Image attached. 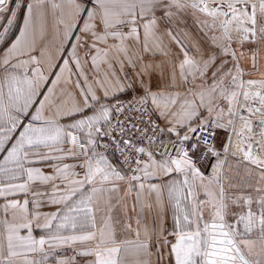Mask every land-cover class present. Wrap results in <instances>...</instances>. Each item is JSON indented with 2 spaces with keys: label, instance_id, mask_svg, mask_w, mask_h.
<instances>
[{
  "label": "snow or ice",
  "instance_id": "1",
  "mask_svg": "<svg viewBox=\"0 0 264 264\" xmlns=\"http://www.w3.org/2000/svg\"><path fill=\"white\" fill-rule=\"evenodd\" d=\"M44 3L25 4L23 26L0 54V198L5 200L0 205V264H47L56 249L84 242L89 247L78 254L93 257L89 264H122V249L129 244L150 256L149 241L139 239V230L135 241L116 239L104 197L121 183L128 192L147 189L161 207L167 201L173 240L165 238L164 245L171 264H264V157L257 154L260 142L252 140L253 116L264 137V79L243 78L229 35L235 25L241 46L264 43V0H66L70 14L57 21L54 53L37 49L34 9ZM18 9L15 0H0L6 21L0 25V44ZM186 10L205 17L198 18L203 28L219 32L225 42L221 54L232 57L233 68L224 70L223 61L209 75L215 54L198 61L169 27L167 35L182 53L179 78L173 72L167 83H154L152 65L143 63V55H129V42L143 53L162 50L160 21L170 23ZM113 51L124 57H115L121 72L125 61L132 68L141 61L135 79L125 73V81L120 80ZM258 51L251 55L253 68ZM89 63L94 70L101 64L108 68L95 86L85 71ZM73 76L80 101L66 112L56 106L46 114L56 86L72 82ZM250 86L258 87L249 91ZM129 91L135 93L132 99L121 100ZM129 114H137L139 123ZM69 116L72 122H61ZM237 119L243 124L239 131ZM222 131L229 136L221 151ZM233 135L239 137V147L231 155L249 178L243 185H226L221 157L229 155ZM65 144L70 145L67 151ZM109 149L123 157L121 167L110 159ZM69 159L76 163L65 162ZM18 196L24 199L14 198ZM102 199L106 215L98 227ZM44 203L56 210L39 211Z\"/></svg>",
  "mask_w": 264,
  "mask_h": 264
},
{
  "label": "crops",
  "instance_id": "2",
  "mask_svg": "<svg viewBox=\"0 0 264 264\" xmlns=\"http://www.w3.org/2000/svg\"><path fill=\"white\" fill-rule=\"evenodd\" d=\"M31 2H33V0H15V3H22V9L17 11L16 21L14 22V25L11 26L7 36L5 37V42L0 44V54H2L5 47L15 39V36L19 34V27L23 26V17L27 14L26 7L24 6L26 3ZM52 3L61 4V8L54 9L52 7ZM69 14L70 10L67 7L66 0H45L43 6L34 9V15L36 17L37 49L43 48L48 52H55L56 45L59 43V25L57 21L61 18V16L67 19ZM198 18L200 21L205 19L203 15H193L192 11L186 10L185 12L174 16L170 23L168 21L161 20L158 36L162 41V50L154 49L153 52L143 53L142 51H138L139 46L135 45L133 42H129V55H143L145 57L143 63H149L152 65L151 74L154 83L157 81L167 83L173 72H176L178 77V63L179 59L182 58V53L179 46L167 35L169 27H171L174 32L179 34V37L183 40L185 46L190 50V55L198 61L206 60L210 55L215 54L216 61L213 68L209 70V75L211 74V71L214 70L216 66L221 65L223 61H227V63L223 64L224 70L230 69L231 65L233 68L234 64H231V56L221 54L220 45H223L225 42L223 39L219 38V32L217 30L203 28L201 24L198 23ZM5 23V17L0 16V25H4ZM214 35L217 36L215 42L212 40ZM248 46H250V44L245 43L243 46H239L237 48L235 45L231 44V48L234 49L239 56V64L244 70V73L247 74V71L251 72L252 70H257L256 72H260L264 79V43L256 45L255 48ZM257 49L259 51L256 60V67L253 68L251 55L252 52ZM165 52L168 54L165 55ZM240 53H243V55L241 56ZM35 54L38 55L39 52L37 51ZM81 55H83V53H81ZM117 56H119V59H124L122 54H118L115 51L110 53V57L113 58L112 63L116 68V72L120 77V80L122 82L125 81V73H127L128 77L135 79L136 73L141 67V61L138 59L136 60V68L129 67L127 61H125L124 72H121L119 70V65L116 63L115 57ZM44 66L46 67L47 65L45 64ZM85 71L88 74L89 81L95 86L96 79L104 81L105 73L108 72V68L106 64H101L99 70H94L89 63L85 65ZM75 81L76 77L73 76L72 82L65 83L61 81L56 86L54 95L52 96V106L47 110L46 114H53L56 110V106H59L62 111L66 112L72 109L74 104L80 101L79 90L75 86ZM196 83H200V81L197 80ZM255 87L258 86H250L249 88ZM96 88L97 93L102 95V89H100L99 86H96ZM127 93L121 94L120 98ZM73 119V117L69 116L62 119L61 122L70 123ZM252 120V140L255 142L258 138L260 147L257 154L264 157V137H261L259 134L261 130L257 123V117L254 118L253 116ZM160 121L163 124V121ZM241 125L242 126H240L238 131L243 128V124ZM235 137L232 138L233 144L231 146V152L235 151L236 148L239 147V139L235 141ZM63 147L65 151H67L70 145L65 144ZM110 159H112L113 163L116 164L117 167H120L112 155H110ZM65 162L76 163V161L71 159L66 160ZM36 166L43 167L45 172L52 171V169L47 165ZM77 171H80V169H77ZM225 176L228 178V180H226V185L228 183L243 185L245 181L249 179L245 174L244 165L240 164L237 157L232 155L227 161ZM153 182L158 183L159 181ZM34 187L39 188L41 191L48 190L45 186H41L39 184L34 185ZM137 191H140L139 199H137ZM232 191H240V189H232ZM244 191L250 192L251 189H244ZM14 198L20 199L21 201L24 199L23 196ZM201 198H203L202 194ZM29 199H31V196H29ZM104 199L109 201L111 207L110 214L112 217V227L118 241H135L137 239L136 231L139 230V239L141 241L148 240L150 244V256L139 251L135 244L126 245L121 252L120 258L122 264H171V258L168 255V248L164 245L165 238L173 240V237L168 235V232L172 229L173 222L171 209L169 208L166 200L163 207H161L156 200L155 194L149 195L147 189L128 192L126 183H121L118 190L107 193ZM4 203V198H0V205ZM99 207L100 210L96 213L98 227L101 226L102 220L106 215L103 199L100 201ZM55 210L56 206H50L46 203L42 204L39 209L41 212H54ZM10 215L11 214L9 213V217ZM128 224L131 225V229L126 227ZM41 234L42 233L39 230H36L34 233L37 237ZM88 247L89 242H84L58 248L55 250L54 254L49 257L47 264H57V260L59 259L67 260L68 264H89V261H91L93 257L78 254ZM158 248L159 254L157 252ZM62 250H76L77 254L60 255Z\"/></svg>",
  "mask_w": 264,
  "mask_h": 264
},
{
  "label": "rangeland",
  "instance_id": "3",
  "mask_svg": "<svg viewBox=\"0 0 264 264\" xmlns=\"http://www.w3.org/2000/svg\"><path fill=\"white\" fill-rule=\"evenodd\" d=\"M12 7L14 8V4H12ZM21 9H22V3H21ZM21 9H18L17 11H20ZM222 19H223V17H218L217 18L218 21L219 20H222ZM229 35L231 37V44L235 45L237 48L239 46H241V44H240L241 34H240V32H238L236 30L235 25H233L232 29L229 32ZM246 44H250L251 47H254L255 48L256 45H258L260 43L258 42V44H256V43L255 44H253V43H246ZM250 46H248V47H250ZM254 48H252V49H254ZM231 60H232V57H231ZM231 64H234V61L233 60L231 61ZM231 68H232V65H231ZM256 71L257 70H252L251 72L247 71V74L245 73L244 79L245 80H248V79H252V80H260V79H263V76H261L260 72L257 73ZM256 90H257V87H255V88H249V91H256ZM254 118H256V117L254 116ZM241 124H242V122L239 119H237V121H236V128H237V130L240 128V126H242ZM228 136H229V132L228 131H222L221 134H220V142L218 143V147L221 148V151H222L221 144H226L228 142ZM233 137H235V135H233L232 138ZM238 139L239 138L236 136L235 137V141H237ZM257 141H259L258 138H257ZM229 158H231V146H230V149H229V156L227 158V161L229 160ZM227 161H226V164H225V167H224V174L226 173Z\"/></svg>",
  "mask_w": 264,
  "mask_h": 264
},
{
  "label": "built area",
  "instance_id": "4",
  "mask_svg": "<svg viewBox=\"0 0 264 264\" xmlns=\"http://www.w3.org/2000/svg\"><path fill=\"white\" fill-rule=\"evenodd\" d=\"M133 95H135V93H133V92H128L127 94H125L124 96H122L120 99L123 100V101L131 100L132 97H133ZM129 117H130L132 120H134V121H136L137 123H139V121H138V115H137V114H129ZM153 119H157L158 122L161 124V126H163L162 122H161L156 116H153ZM114 122H115V121H114ZM141 126H143V125H141ZM105 142H108V141L105 139ZM109 154L112 155V156L116 159V162H117L118 165L121 167V165H120V161L123 159V157H121L120 154H119L118 152H114V151H112V149H109ZM228 156H229V155H228ZM228 156H227V158H228ZM157 158H159V157H157ZM221 158L225 160V162H224V166H223V167H225V164H226L227 158L225 159V158L223 157V155H222ZM212 163H215V159H213ZM122 167H123L124 170H127V165H123ZM208 171H211V168H210V167L208 168ZM66 254L75 255V254H77V251H76V250H62V251L60 252V255H66Z\"/></svg>",
  "mask_w": 264,
  "mask_h": 264
}]
</instances>
